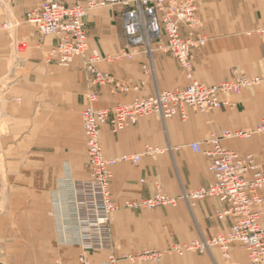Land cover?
<instances>
[{
	"label": "crops",
	"instance_id": "crops-1",
	"mask_svg": "<svg viewBox=\"0 0 264 264\" xmlns=\"http://www.w3.org/2000/svg\"><path fill=\"white\" fill-rule=\"evenodd\" d=\"M45 1L0 0V264H79L80 246L73 244L69 225L68 191L72 182L87 177L86 137L81 111L96 93V108L111 109L162 90L183 88L189 80L177 59L144 46L127 52L122 11L118 5L88 12L86 57L67 63L48 61L55 36H42L25 21L29 10ZM87 0H84V4ZM206 44L192 53L194 77L208 85L242 74H264V0H196ZM5 23L12 24L5 28ZM184 33V32H183ZM25 42L20 50L17 43ZM93 55L99 71L129 85L95 84L86 60ZM221 109L189 108L188 118L164 120L153 114L117 133L102 125L100 141L107 158L141 154L138 163L112 167L111 194L119 209L111 215L114 251L136 254L152 245L167 249L227 232L233 218L219 219L227 204L215 197L195 203L180 199L175 207L127 208L132 201L155 195L158 189L180 197L213 181L210 158L191 148H204L213 133L253 127L264 120V84L228 95ZM243 156L253 155L264 170V134L250 139L223 140ZM149 148L153 152H147ZM264 192V191H263ZM107 251H90L91 264H106ZM231 258L250 264L234 245ZM120 264H127L120 262ZM149 264V263H148ZM152 264V263H150ZM154 264V263H153ZM158 264H225L221 251L166 254Z\"/></svg>",
	"mask_w": 264,
	"mask_h": 264
},
{
	"label": "built area",
	"instance_id": "built-area-1",
	"mask_svg": "<svg viewBox=\"0 0 264 264\" xmlns=\"http://www.w3.org/2000/svg\"><path fill=\"white\" fill-rule=\"evenodd\" d=\"M118 5L123 8L122 19L125 33L127 58L139 46L151 54L152 44L157 49L173 55L184 70L189 84L183 88L162 90L155 94L138 97L131 103H118L111 109L96 108L98 96L89 95V103L81 111V120L86 137L87 177L72 182L68 191L69 224L73 244L80 246L79 264H91L90 251H107L106 264H120L123 260L157 261L166 254L184 256L186 253H209L217 247L225 264H240L231 258L234 245H239L247 254L250 264H264V170L252 155L243 156L224 146V139H250L264 134V120L253 127L224 130L213 133L204 143L193 142L191 148L210 158L209 170L213 181L206 187L192 189L180 197L158 189L155 195L132 201L127 208L155 209L175 207L180 199L195 203L215 197L227 204L217 212L219 219L233 218L229 231L210 237L195 238L190 242L176 243L167 249L148 248L137 254L117 255L114 251L110 218L119 209L111 194L112 167L120 162L138 163L141 154L107 158L100 141L102 125L109 123L117 133L136 125L140 118L157 114L167 120L175 116L185 120L188 109L210 112L229 105L228 95L240 94L243 90L264 84V74L241 75L208 85L198 81L193 73L192 53L194 48L206 44L207 38L200 31L203 26L198 15L196 0H70L45 1L29 10L25 21L34 25L42 36H55L56 45L48 53V61L67 63L73 58L86 57L89 39L85 18L92 9ZM7 28L12 24L6 23ZM184 32V33H183ZM259 32H264L260 29ZM25 42L17 43L22 50ZM98 55L86 60L92 82L128 91L129 85L117 82L112 75L99 71ZM148 153L153 152L149 148ZM54 264H63L57 260Z\"/></svg>",
	"mask_w": 264,
	"mask_h": 264
},
{
	"label": "rangeland",
	"instance_id": "rangeland-1",
	"mask_svg": "<svg viewBox=\"0 0 264 264\" xmlns=\"http://www.w3.org/2000/svg\"><path fill=\"white\" fill-rule=\"evenodd\" d=\"M6 24V23H5ZM5 24L3 25L5 28H7L6 26H5ZM194 69V68H193ZM184 71V70H183ZM242 75H245V74H242ZM241 76V75H240ZM263 85V84H262ZM256 87V86H255ZM253 88V87H252ZM257 135H263V134H257ZM256 136V135H255ZM254 137V136H253ZM253 156V155H252ZM80 180V179H79ZM81 180H83V179H81ZM76 181V180H75ZM68 194H69V192H68ZM67 197H68V195H67ZM110 224H111V218H110ZM70 225V224H69ZM153 247H155V245H152L150 248H153ZM155 248H158V247H155ZM146 249H148V248H146ZM145 250V249H144ZM141 252V251H140ZM139 253V252H138ZM137 254V253H136ZM163 258V257H162ZM161 258V259H162ZM90 259V258H89ZM106 259H107V257H106ZM161 259H159V260H157V261H136V262H132V261H130V260H123L122 262H125V263H127V264H150V263H154V264H158L160 261H161Z\"/></svg>",
	"mask_w": 264,
	"mask_h": 264
},
{
	"label": "bare ground",
	"instance_id": "bare-ground-1",
	"mask_svg": "<svg viewBox=\"0 0 264 264\" xmlns=\"http://www.w3.org/2000/svg\"><path fill=\"white\" fill-rule=\"evenodd\" d=\"M230 104H231V102H230ZM230 104H229V105H230Z\"/></svg>",
	"mask_w": 264,
	"mask_h": 264
}]
</instances>
